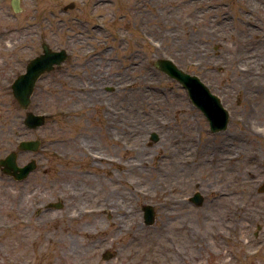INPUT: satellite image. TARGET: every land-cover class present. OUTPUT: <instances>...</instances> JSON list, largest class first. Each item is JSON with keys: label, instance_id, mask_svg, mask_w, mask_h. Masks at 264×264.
<instances>
[{"label": "rangeland", "instance_id": "rangeland-1", "mask_svg": "<svg viewBox=\"0 0 264 264\" xmlns=\"http://www.w3.org/2000/svg\"><path fill=\"white\" fill-rule=\"evenodd\" d=\"M12 1L0 0V159L38 167L24 181L0 168V264H170L173 245L180 264H264V88L243 72L264 60V0ZM44 43L68 60L38 82L29 110L47 121L31 130L11 85ZM158 59L221 98L227 130L213 134ZM36 139L38 152L18 149Z\"/></svg>", "mask_w": 264, "mask_h": 264}, {"label": "water", "instance_id": "water-1", "mask_svg": "<svg viewBox=\"0 0 264 264\" xmlns=\"http://www.w3.org/2000/svg\"><path fill=\"white\" fill-rule=\"evenodd\" d=\"M73 6V5H72ZM71 6V7H72ZM14 11L19 12V0L12 1ZM66 50L55 51L47 44L42 45V53L32 59L26 71L18 76L11 86L12 94L19 106L26 111L24 118V125L31 130H36L42 127L47 118L44 114H35L29 110L32 103V97L35 92L37 82L47 73L55 70L56 66H61L67 60ZM155 66L164 74L168 75L171 79L178 81L184 89L187 90L191 103L194 104L207 118L210 124V129L214 133H219L228 129L230 122V113L223 106L221 99L211 92L210 88L200 80L196 75L185 73L179 69L172 60L158 59ZM153 140L156 141L158 137L153 135ZM41 147V140H30L20 142L18 149L21 152H38ZM0 168L2 172L12 177L16 181H23L27 179L32 172L37 169V161L32 160L25 166L18 164V152H11L4 158L0 159ZM264 188V187H263ZM200 193H196L192 201L197 205L203 204V197ZM55 208H61L62 205L51 204ZM145 212V221L147 225H153L155 222V210L151 205L143 208ZM106 254V255H105ZM104 258L109 259L111 254L105 253Z\"/></svg>", "mask_w": 264, "mask_h": 264}, {"label": "bare ground", "instance_id": "bare-ground-1", "mask_svg": "<svg viewBox=\"0 0 264 264\" xmlns=\"http://www.w3.org/2000/svg\"><path fill=\"white\" fill-rule=\"evenodd\" d=\"M197 53L200 54V57L202 56L200 51H197ZM248 60H246L245 64H244V69L243 72H246V74L250 75L252 80L250 81V83L248 82V84H250L252 90L254 88V90L258 91V96L260 97V91L261 88H264V82H260L259 78L261 76H264V60H262L258 54L255 55H250L248 56ZM257 97V95H252L250 99H255ZM214 194H217L218 196H225V192L222 191H215ZM180 196L176 197V201L173 203L174 206H179L182 204V200L181 198H179ZM223 198V197H222ZM88 213H93L92 211H89ZM126 217H130L129 215H127ZM129 222H131L130 224H134L135 221H133V219L128 220ZM182 228L184 227L186 231H180L177 230L178 227L176 226V238H179L178 240L182 243L184 242V248L188 246L189 242L192 241V239L196 238L195 234H192V230L188 229V227H186V225H182ZM123 228V227H122ZM188 230V231H187ZM190 230V231H189ZM190 232V234H188ZM171 250V252H167L166 259H168L167 261L170 264H180L179 261L177 260L179 256H181V254H183V252H181L180 248L175 247V245H173V247H169ZM191 254V258H197L198 256L193 254V253H189ZM180 258V257H179Z\"/></svg>", "mask_w": 264, "mask_h": 264}, {"label": "flooded vegetation", "instance_id": "flooded-vegetation-1", "mask_svg": "<svg viewBox=\"0 0 264 264\" xmlns=\"http://www.w3.org/2000/svg\"><path fill=\"white\" fill-rule=\"evenodd\" d=\"M192 202V201H191ZM193 203V202H192ZM195 204V203H194Z\"/></svg>", "mask_w": 264, "mask_h": 264}]
</instances>
